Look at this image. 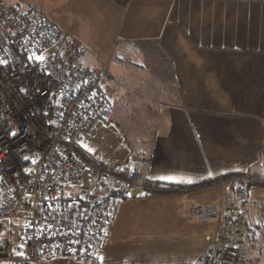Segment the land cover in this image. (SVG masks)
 Listing matches in <instances>:
<instances>
[{
    "label": "crops",
    "instance_id": "1",
    "mask_svg": "<svg viewBox=\"0 0 264 264\" xmlns=\"http://www.w3.org/2000/svg\"><path fill=\"white\" fill-rule=\"evenodd\" d=\"M65 4L72 15L95 16L112 38L116 95L131 90L126 116L113 108L119 128L110 119L127 164L139 168L147 188H184L126 195L165 204L143 206L133 239L127 225L111 222L100 264H194L214 249L221 202L244 212V264H264V0Z\"/></svg>",
    "mask_w": 264,
    "mask_h": 264
},
{
    "label": "built area",
    "instance_id": "2",
    "mask_svg": "<svg viewBox=\"0 0 264 264\" xmlns=\"http://www.w3.org/2000/svg\"><path fill=\"white\" fill-rule=\"evenodd\" d=\"M62 34L0 0V264H100L112 199L150 191L126 162L96 77L63 54ZM86 172L89 191L80 195L74 187ZM219 220L214 249L194 264L237 263L242 216L224 206Z\"/></svg>",
    "mask_w": 264,
    "mask_h": 264
},
{
    "label": "rangeland",
    "instance_id": "3",
    "mask_svg": "<svg viewBox=\"0 0 264 264\" xmlns=\"http://www.w3.org/2000/svg\"><path fill=\"white\" fill-rule=\"evenodd\" d=\"M3 1L7 4L15 5L16 7H18L19 10L26 12L28 14L39 13V14L47 15L50 19H54L55 21L59 20V22L61 23L60 25L63 27L62 29L60 28L63 33L60 42V45L63 48V54L70 52L72 57L75 58L78 69L87 71L91 73L94 77L98 78L97 83L101 87L109 103L108 120L115 121L116 126L119 128L121 122L119 116L121 115L126 116L123 107L124 100L126 98L128 99L129 97H131L129 94L131 90L126 85L124 86V88H122L121 93L116 95V91L119 86L118 83L116 84L117 80L110 75V73L113 72L115 62H111L109 61L110 59H108V52L110 49L109 44L112 38L110 39L108 36H104V33H102L103 31L98 27L99 21L95 19V16L92 17V15L90 16L88 14L83 15V12L81 14L72 15V13L68 10L67 5L66 4L63 5V0H3ZM113 108H115L116 111L120 113L119 116H117L116 113L114 114ZM135 112L136 110L133 111L134 114ZM122 154L124 155V150L122 151ZM89 187H90V182L88 180V175L86 172L82 176L81 184L74 187V190L80 195H85L88 193ZM149 189H150L149 193L151 194L164 192L160 188H149ZM250 189L255 190L258 189V187L252 186ZM241 196L243 197L244 193L241 194ZM152 197H154V195H152ZM131 198H132L131 195L126 196L123 199L121 197H116L113 198L111 203L109 204V206H111V212H110L111 213L110 223L112 222L111 225L113 226L116 220H119L121 225L122 224L127 225V229L125 233L128 234L135 233L133 231V225H132L133 222L135 223L140 217L145 215V213H138L141 211L144 205L146 207H149L152 205L161 206L165 204V202H162L160 204L158 201H149L146 202V204H142V201L139 200L132 201ZM222 207H224L223 202H221L220 204L219 213ZM219 213H218V217H219ZM262 213L264 217V208ZM240 214L243 217L244 212L241 210ZM113 215H114V219H113ZM260 231L263 232V228H260ZM5 233L6 234L8 233L7 230L5 231ZM12 233L14 236L16 235V226L14 223H13ZM132 234L126 236L127 240L133 239L135 237V234L133 235ZM219 235H220V231H219ZM0 238H2V236H0ZM242 245L237 248L238 254L241 253V257L239 258L240 264L246 263L244 258V242ZM102 246H101V250H102ZM262 254H264V252H262ZM58 264H76V262L74 261L73 258L66 257L63 258L61 261H59ZM252 264H256V262L253 261Z\"/></svg>",
    "mask_w": 264,
    "mask_h": 264
},
{
    "label": "snow or ice",
    "instance_id": "4",
    "mask_svg": "<svg viewBox=\"0 0 264 264\" xmlns=\"http://www.w3.org/2000/svg\"><path fill=\"white\" fill-rule=\"evenodd\" d=\"M32 58H33V57L30 56V57H29V60H31ZM35 59H36L37 61H42V60L44 59V57H43V56H36ZM21 91H24V90L21 89ZM13 135H15V133H13ZM24 159H28V157L25 156ZM25 171L27 172V171H29V170H28V169H25ZM160 179H171V178L161 177Z\"/></svg>",
    "mask_w": 264,
    "mask_h": 264
},
{
    "label": "trees",
    "instance_id": "5",
    "mask_svg": "<svg viewBox=\"0 0 264 264\" xmlns=\"http://www.w3.org/2000/svg\"><path fill=\"white\" fill-rule=\"evenodd\" d=\"M196 187H199V186H196ZM161 190H176V189H180V190H182V189H184V188H182V187H180V188H175V187H168V188H160ZM156 191H159V190H156ZM125 196H123V197H121L122 199L124 198Z\"/></svg>",
    "mask_w": 264,
    "mask_h": 264
}]
</instances>
